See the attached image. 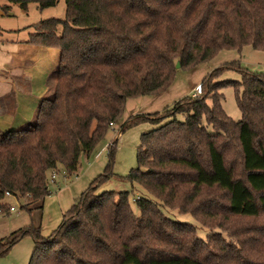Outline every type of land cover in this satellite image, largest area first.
<instances>
[{"label": "trees", "instance_id": "16d2710c", "mask_svg": "<svg viewBox=\"0 0 264 264\" xmlns=\"http://www.w3.org/2000/svg\"><path fill=\"white\" fill-rule=\"evenodd\" d=\"M26 10L57 0H7ZM6 7V6H5ZM3 6V9H7ZM29 42L60 50L48 80L54 93L39 100L34 122L0 130V210L8 197L26 204L48 194L49 174L77 171L79 157L97 151L126 101L165 91L178 67L191 68L221 50L249 45L264 51V0H65L63 18L34 25ZM208 73L199 94L153 114L131 116L118 133L140 122L158 124L140 135L136 167L127 178L169 208L189 213L210 230L177 222L156 202L128 192L96 193L112 174L118 139L106 147L104 172L77 196L50 235L28 225L0 239V255L25 235L34 249L28 264H264V79ZM244 89L234 120L222 107L221 88ZM9 194V196L6 195ZM39 205V204H38Z\"/></svg>", "mask_w": 264, "mask_h": 264}, {"label": "rangeland", "instance_id": "374dc122", "mask_svg": "<svg viewBox=\"0 0 264 264\" xmlns=\"http://www.w3.org/2000/svg\"><path fill=\"white\" fill-rule=\"evenodd\" d=\"M3 6L7 9H3ZM64 14L65 0H57L55 5L45 9H39L36 4L30 3L26 10L7 0H0V130H19L32 124L39 100L50 97L54 93L55 82L47 81V76L57 66L61 56L60 50L50 48L42 54L30 50L28 44L30 35L35 31L36 23L50 17L63 18ZM226 63H231V68L222 70L217 81L240 82L251 74L264 79V51L249 45L240 49L221 50L212 58L191 68L177 67L173 81L165 91L130 98L126 101L118 124H114L113 129L106 133L92 156L80 155L76 172L60 180L63 174L60 170L56 177V181L59 179L60 191L52 192L55 185L51 182L50 172L49 190L52 193L44 197V207L42 205L41 208L38 207L41 204L40 200L26 204L25 199L17 200L11 197L7 199V203L14 206L15 211L0 214V239L30 224L40 225L43 237L50 235L57 228L63 213L70 208L74 199L89 187L94 178L104 172L108 163L106 147L117 137L112 174L97 184L96 193L128 192V199L136 216H139L136 198L149 199L156 202L163 214L170 219L192 224L198 237L206 240L212 232H220L228 243L234 242L227 232L204 227L189 213H181L177 209L167 207L140 185L132 183L127 178L130 169L137 165L136 153L140 135L158 124L140 122L118 133V127L120 128L131 116L161 112L185 96L191 98L198 95L202 79L212 70ZM243 89L244 86L239 85L238 87L226 86L219 90L223 96L222 107L234 120L241 119L236 99ZM67 191H70L73 198L70 196L67 199L65 195ZM243 221L246 222V226L254 227L264 222V216L246 218ZM33 249L32 237L25 235L7 252L0 255V264H28Z\"/></svg>", "mask_w": 264, "mask_h": 264}, {"label": "crops", "instance_id": "0c3cea01", "mask_svg": "<svg viewBox=\"0 0 264 264\" xmlns=\"http://www.w3.org/2000/svg\"><path fill=\"white\" fill-rule=\"evenodd\" d=\"M12 13H10V15H11ZM28 46L30 47V50H33V52H37V53H39V52H41L42 54L44 53V52H47V50L48 49H50V48H54V47H47V46H44V45H42V44H39V43H37V42H29V44H28ZM51 73V72H50ZM49 73V74H50ZM49 76V75H48ZM48 76H47V81H48ZM197 90V89H196ZM196 90H194V91H196ZM190 94H192V93H190ZM189 95V94H188ZM187 95V96H188ZM3 121V120H2ZM4 122V121H3ZM62 174V173H61ZM58 176V173H56V177ZM56 177L54 178V179H51V182L55 185V188L53 189V191L52 192H57V190L58 191H60L59 189H60V187H59V184H58V182H59V179L56 181ZM63 177H65L64 176V174H62V176H61V179L60 180H64L63 179ZM64 188H66V187H64ZM52 192H50V193H52ZM65 195H66V197H67V199L71 196V194H70V191H67L66 193H65ZM72 197V196H71ZM10 197H8V199H9ZM73 198V197H72ZM73 200V199H72ZM44 201L45 200H43V202H42V206L44 207ZM70 204V203H69ZM68 206V205H67ZM63 208H66V207H63ZM65 211V210H64ZM63 211V212H64Z\"/></svg>", "mask_w": 264, "mask_h": 264}, {"label": "built area", "instance_id": "2783aa9c", "mask_svg": "<svg viewBox=\"0 0 264 264\" xmlns=\"http://www.w3.org/2000/svg\"><path fill=\"white\" fill-rule=\"evenodd\" d=\"M62 173L65 174L64 171H62ZM50 177H51V179H54V178L56 177V172L52 171ZM6 195L9 196L8 193H6ZM13 211H15L14 206H10L9 209H8V212H13ZM1 213H3V212L0 210V214H1Z\"/></svg>", "mask_w": 264, "mask_h": 264}, {"label": "water", "instance_id": "95a60500", "mask_svg": "<svg viewBox=\"0 0 264 264\" xmlns=\"http://www.w3.org/2000/svg\"><path fill=\"white\" fill-rule=\"evenodd\" d=\"M176 67H178V63L176 64Z\"/></svg>", "mask_w": 264, "mask_h": 264}]
</instances>
